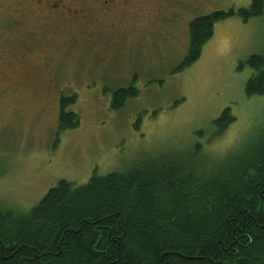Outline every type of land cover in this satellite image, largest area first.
I'll return each instance as SVG.
<instances>
[{
	"label": "rangeland",
	"instance_id": "374dc122",
	"mask_svg": "<svg viewBox=\"0 0 264 264\" xmlns=\"http://www.w3.org/2000/svg\"><path fill=\"white\" fill-rule=\"evenodd\" d=\"M252 2L171 0L141 21L128 15V22L87 38L74 28L76 36L49 38L50 46L43 29L14 23L0 7V210L27 213L61 180L83 187L93 176L125 173L197 143L220 159L250 143L264 128V96H246L254 71L241 65L253 55L264 57V14L217 23L200 60L179 68L192 21ZM29 65L35 70L27 85L14 86ZM129 88L138 95L115 109V93ZM63 98H75L67 111L80 125L62 132ZM227 108L235 122L207 144Z\"/></svg>",
	"mask_w": 264,
	"mask_h": 264
},
{
	"label": "trees",
	"instance_id": "16d2710c",
	"mask_svg": "<svg viewBox=\"0 0 264 264\" xmlns=\"http://www.w3.org/2000/svg\"><path fill=\"white\" fill-rule=\"evenodd\" d=\"M263 14L264 0H253L250 8L195 19L179 70L200 60L217 23ZM245 66L254 71L246 96H264V57L253 55ZM137 95L134 88L117 91L115 109ZM74 101H61L62 132L80 125L67 111ZM234 122L225 109L206 143ZM223 263L264 264V128L222 159L197 143L125 173L93 176L83 187L61 180L27 213L0 210V264Z\"/></svg>",
	"mask_w": 264,
	"mask_h": 264
},
{
	"label": "flooded vegetation",
	"instance_id": "af4514ba",
	"mask_svg": "<svg viewBox=\"0 0 264 264\" xmlns=\"http://www.w3.org/2000/svg\"><path fill=\"white\" fill-rule=\"evenodd\" d=\"M169 1L171 0H0V7L6 8V11L13 15L11 19L14 23H23L24 27L30 25L33 29H43L46 44L50 46L51 40L61 42L76 36L74 33L78 30L74 28H79L82 35L87 38L107 25L129 20L141 21L155 12L159 13L160 10L166 9ZM19 16H22V19H19ZM127 16L143 18L127 20ZM27 59L29 58L22 61L18 59V63H24ZM31 70H35V67L26 66L13 85L24 88Z\"/></svg>",
	"mask_w": 264,
	"mask_h": 264
},
{
	"label": "water",
	"instance_id": "95a60500",
	"mask_svg": "<svg viewBox=\"0 0 264 264\" xmlns=\"http://www.w3.org/2000/svg\"><path fill=\"white\" fill-rule=\"evenodd\" d=\"M188 260L194 261L195 259L194 258H188ZM223 264H229V263H223Z\"/></svg>",
	"mask_w": 264,
	"mask_h": 264
}]
</instances>
